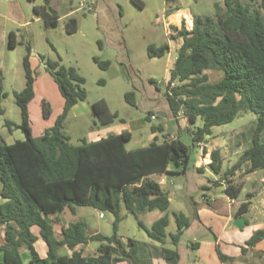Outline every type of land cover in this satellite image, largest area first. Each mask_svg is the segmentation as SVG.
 Wrapping results in <instances>:
<instances>
[{"label": "trees", "instance_id": "trees-1", "mask_svg": "<svg viewBox=\"0 0 264 264\" xmlns=\"http://www.w3.org/2000/svg\"><path fill=\"white\" fill-rule=\"evenodd\" d=\"M254 1L241 4L240 0H223L222 5H215L214 17L194 16L191 31L185 27L178 31L182 44L169 71L163 96L173 116L177 117L178 112L183 111L187 123L194 128L187 137L189 144L180 136L167 139L168 135H163L161 143L154 139L146 147L127 150L131 133L123 131L94 142L82 139L78 146H73L63 131V124L72 107L86 100L84 79L74 68L50 60L45 64L64 104L54 124L38 141L35 140L29 125L28 108L35 95V78L29 62L30 49H27L23 58L25 86L22 91L13 92L21 123L8 120L4 123L9 132L22 130L25 138L6 144L0 136V227H4L5 234V244L0 247V264H152L154 257L164 259L167 264L178 263L175 247L190 221L184 213L174 212L176 232L169 235L173 248L163 246L170 224L167 213L170 203L168 192L152 177L164 173L184 174L194 169L188 166L193 146L206 142L214 127L232 123L240 112L256 116L250 130L249 147L220 180H208V183L217 188L224 180L222 192L233 199L239 196L242 184L227 180L229 176L241 169L245 174L264 169V0L258 5ZM132 2L142 7L139 0ZM180 9L168 10V14ZM32 10L47 28L57 27L59 17L51 10L49 0H43ZM65 31L67 34L76 32L74 19L66 22ZM15 46L16 35L10 32L8 47L14 49ZM167 48V45H150L147 56L161 58ZM93 61L101 70L110 66L109 61L96 57ZM210 70L223 72V77L210 82ZM5 97V93L0 94V104L1 98ZM125 100L130 106H136L133 92L127 93ZM91 111L102 126L118 119V114L110 112L103 99L93 102ZM4 112L0 107V116ZM50 114L49 103L43 101V118L48 119ZM151 115L146 118L148 122ZM150 131L164 133L160 125L151 126ZM221 159L219 150L210 153L207 168L215 175L222 171ZM169 165L178 171L168 170ZM195 171L205 172L203 167ZM211 187L203 185L201 191L205 193ZM76 207L110 212L114 217L113 234H87L86 223L78 221L62 229L63 239L57 241L48 216L59 214L65 208L74 213ZM122 207L152 242L161 245L158 251L152 245L140 244L134 239L124 242L118 237V225L123 220ZM248 207L249 203L242 204L238 214L245 213ZM152 211L163 215L147 227L139 217ZM32 227L39 228V236L47 247L45 257H40L34 247L37 237L32 233ZM262 240L264 229L255 231L246 246L251 249ZM92 242L98 243L97 247L92 254H85V247ZM23 244L30 254L28 262L23 261L19 252ZM64 246L70 255L58 254ZM195 246L192 245V249Z\"/></svg>", "mask_w": 264, "mask_h": 264}, {"label": "rangeland", "instance_id": "rangeland-1", "mask_svg": "<svg viewBox=\"0 0 264 264\" xmlns=\"http://www.w3.org/2000/svg\"><path fill=\"white\" fill-rule=\"evenodd\" d=\"M115 1L121 9L120 32L131 51L132 63L139 73L140 79L151 82L156 87L157 92L161 94L163 100V95L166 91L165 80L168 77L166 58H155L152 61L147 58L148 46L160 47L166 45L169 40V37L165 36L163 12L169 7H187L192 13V18L194 16L214 17L215 5H222L223 0H171L168 2L166 0H139L142 3V7L134 4L132 0ZM259 1L255 0L254 3L258 5ZM70 2H72V5H70ZM81 2H84V0H60L58 16H62L63 11L61 10L63 9L73 13L68 18L61 17L56 28H47L40 20L30 23L26 28H20L10 21L1 24L0 94H6L5 98H1L0 104V107L5 111L0 116V136L3 141L6 144H11L16 140L25 138L22 130L13 129L12 132H9L4 123L6 120L18 125L21 123L20 109L16 105L13 92H20L25 86L23 58L27 55L28 48L30 49L29 57L32 59L36 78L35 95L29 105V125L35 140L38 141L42 137L44 130L53 125L63 108L62 96L49 71L42 66V63L47 60L58 62L66 68H74L84 79L83 87L87 94L85 101L90 113L75 117L73 115L76 112H73V114L67 116L63 124V131L70 137V144L73 146H78L82 139H90L93 133L104 129L105 126L99 123L91 111V104L99 99L106 101L110 112L118 114V119L113 122L114 127L128 130L124 124L131 126L133 138L126 144L127 150L147 145L149 142L148 138L151 135L150 127L153 125L164 126V133L178 134L179 127L175 122L170 121L167 123L161 117H156L149 122L146 120L148 115H146L141 105L143 94L138 86L139 80L132 76L127 66L121 67L114 61V56L115 54L117 55V48L112 46L108 49L105 48L107 35L98 27L94 13L90 14L77 10ZM240 2L245 4L248 0H240ZM6 6V0H0V12L5 16H9ZM21 7L28 21L36 18L27 0H21ZM262 18L264 20V12L262 13ZM69 19L76 21V32L73 34H67L65 31V24ZM187 19L188 26L191 27L193 19L189 15H187ZM11 31L16 35V46L14 49L8 47V34ZM170 46L173 47L174 45L170 43ZM35 55L44 58V61H40ZM94 57L101 61L111 59L114 63L112 71L115 69L117 75L111 77V73L99 69L93 61ZM208 74L210 82H216L223 77V72L221 71L210 70ZM151 79L154 81H150ZM131 92L134 93L135 107L130 106L125 100V95ZM43 101L48 102L51 108V114L48 119H44L42 116ZM255 119L256 116L250 112H240L232 123L212 129L214 137L218 134V137L223 136L226 139L227 145L223 150V156L225 159L229 158L231 164L237 161L241 153L249 147L250 130L254 125ZM181 121L180 124L182 123ZM199 154L200 149L195 147L194 155L199 157ZM221 160V172H225L227 167H230V164L228 165L223 158ZM174 175H177L175 183L163 187L164 191H173L175 193V197L170 202L167 211L170 217V224L166 228V248H172L169 235L176 232L173 212L181 211L186 216H190L191 204L198 202L201 197V191L188 194L187 185L183 177L178 176L180 174ZM202 175L205 176L206 174ZM152 178L156 180L159 177L154 175ZM181 182H184V184L181 185ZM1 202L2 199L0 197ZM99 212L98 209L93 207H76L74 214L67 210V212L51 216V219L57 220V218L53 217L61 216V223L58 221L55 223L59 227L83 221L87 225V234L97 232L104 236H111L113 234L114 217L110 212L105 211V217L99 218ZM121 214L123 220L118 225L117 235L122 241L126 242L127 239H134L140 244L154 245L124 207H122ZM161 215V212L153 211L152 213L140 215L139 219L149 227L151 218L157 219ZM97 245L98 243L96 242L90 243L89 249L87 248L88 253H91L92 250L94 251ZM156 245L159 244L155 243ZM159 248H161V245L155 247L156 251ZM37 249L38 252L41 251V249ZM59 253L68 254L69 250L64 246L60 248ZM21 254L23 260L29 255V251L25 246L21 249Z\"/></svg>", "mask_w": 264, "mask_h": 264}, {"label": "crops", "instance_id": "crops-1", "mask_svg": "<svg viewBox=\"0 0 264 264\" xmlns=\"http://www.w3.org/2000/svg\"><path fill=\"white\" fill-rule=\"evenodd\" d=\"M6 2H7L6 11L9 16H5L4 14H2V12H0V28H1V24H5V22L7 21L12 22L13 24L17 25L20 28H26L29 26L30 23H33L34 21L37 20L42 21L40 18L36 17L35 15L34 16L36 18L34 20L30 19L28 21L25 18L23 9L21 7V0H6ZM28 2L33 9V6L41 5L43 3V0H33L32 2L30 1ZM59 2L60 0H49L51 10L55 12L57 16H58V12L60 11ZM70 5H72V2H70ZM174 8H178V7H169L163 12L165 36L169 37V40L166 44L168 47L166 54L158 59H162L164 57L166 58V67H168V77L165 80V84L169 78V71L174 65V59H176L177 57V51L180 45L182 44V38L178 36V31L181 29V26L184 25L183 18L184 17L187 18V15H189L191 19H193L192 13L187 7L181 8L180 10L172 14H168V10H172ZM120 10L121 9L119 8L115 0H95L94 17L96 19V23L98 27L101 30H103L107 35V45L105 48L108 49L110 46L117 48V55L115 54L114 61H116V63H118L121 67L127 66L129 68V71H131L132 76L135 79L139 80L138 86L140 87V90L143 94L142 97L143 101L141 105L144 111L146 112V115L152 114L151 116H155L156 118V117H160L158 116V113H162L165 116V118L163 117L161 118L165 122L167 123L170 121L175 122L179 127L178 134L170 133V132H165L163 134L151 133V135L148 138L149 141L148 144L142 147L148 146L152 141H154V139H156V143H161L163 135H168L167 139H170L172 137L176 138L177 136H180L186 143L189 144L187 137L194 128L187 123V120L185 118L180 119L174 117L168 103L166 102L165 99H163L164 101L162 100L161 94L157 92L156 87L153 86L151 82H148L145 79L144 80L140 79L139 73L137 72V70L134 67V64L132 63L131 51L126 45L120 32L121 19H122ZM61 11H63L61 17L64 18L70 17V15L73 13L65 9ZM174 16H177L175 20L173 19ZM61 17H59V20ZM192 26H193V20L191 27ZM172 27H175V29H173ZM170 43L174 45L173 46L174 48L170 46ZM147 58L149 59V61L155 59V58H149L148 56ZM107 61L110 62V66L106 71L111 73V77L116 76L117 73L115 69H113L112 71V68L114 67L113 66L114 63L112 62L111 59H107ZM29 62L31 69L33 70L32 59L30 57H29ZM34 78H35V73H34ZM150 81H154V80L151 79ZM35 83H36V78L34 82V89H35ZM63 104H64V100H63ZM73 112H76L73 115L75 117L84 116L90 113V109L88 105H86V101H82L74 105L69 114H73ZM29 118H30V110H29ZM180 121L182 122L181 124ZM124 125L125 127H127L126 129L128 130H122L121 128H116L114 127L113 123H111L110 125L105 126L104 129L100 131L98 130L97 132L93 133L90 136V139H86V138L85 139L88 142H94L110 134H119L123 131L130 132L132 139L133 132L131 130L132 129L131 126L129 124H124ZM162 127L165 131L164 126ZM211 137L210 139L208 138L206 142L200 143L201 146H197V144L193 146L192 155H194L195 147H198L200 149L199 157L194 155L195 160H194V165L192 166L194 167V169H191L184 174L178 175L180 177H183L184 182L187 185L188 194H194L201 191V187L203 185H208L209 187H211L210 184L208 183V180L218 181L224 176L226 171L221 172L220 175H215L212 172H210V170L207 168V164H209L211 161L210 153L212 151L219 150L221 154V158H223V160H225V162L228 163V165L230 164V167L234 163H236L235 161L233 164H231L229 158L225 159V157L223 156V150L227 145L226 139L223 136L218 137V134L214 137L213 132ZM199 167L204 168L205 171L204 174H206L205 176L207 177L195 171V169ZM230 167H227V169H229ZM168 170L178 171V168L169 165ZM158 177L159 178L156 179L158 182L161 180L164 181L163 184H160L162 189L164 190L163 188L164 186L168 184L173 185L175 183L176 181L175 177H177V175L164 173L158 175ZM228 179L241 182L242 184L241 192L237 198L231 199L222 192L223 189L225 188V183H226L225 182L224 184L220 183V187L217 188L211 187L210 190L206 191L205 193L201 191L200 200L198 202H195L194 204H191L192 206L190 208V216H187L190 221L189 226L183 231V233L179 238L178 244L175 247L179 256L177 264H264V240L258 242L251 249H249L246 246V241L251 237V235L255 231L264 229V169L256 170L247 174H245L243 172V169H241L236 171L232 176H229L227 180ZM184 182L183 183L181 182V185H183ZM166 192H168V199L170 203L172 199L175 197V193L173 191L171 192L166 191ZM245 203H249V207L245 213L239 215L238 214L239 209L241 205ZM67 210L71 212L68 208H65L61 213L67 212ZM152 212H148V213H152ZM102 214L104 215V213ZM56 215L57 214L49 215L48 218L52 222L55 239L57 241H61L63 239L62 229L66 228L69 224L67 226H60V227L55 225L56 221L61 223V216L53 217V218H57V220L51 219L52 218L51 216H56ZM104 217L105 216H103L102 218ZM237 218H242L244 220L243 228H237L236 226L233 225L234 221ZM157 219L151 218V220L149 221L150 225ZM31 231L37 237V241L34 244L37 253L39 254L40 257H45L47 252V247L39 236V228L32 227ZM4 244H5L4 227H0V247L3 246ZM165 245L166 244L164 243L163 246L165 247ZM192 245H196L195 249H192ZM24 246L26 247L25 244L20 246L19 248L20 254H21V249ZM152 246L156 247L159 245L155 246L154 243V245ZM170 246L173 248L171 242H170ZM37 248L41 249V251L38 252ZM87 248L89 249V244L85 247L84 250L85 254L88 253ZM77 249H80V247H78ZM242 249H247V251L244 252L242 251ZM59 250H58V254H60ZM93 252L94 251L92 250L91 253ZM60 255H70V251L68 254H60ZM221 255L224 256L225 259H222ZM29 259H30V254L26 256V259L23 261L28 262ZM151 263L167 264V262L160 257L152 258ZM118 264H128V263L122 262Z\"/></svg>", "mask_w": 264, "mask_h": 264}, {"label": "built area", "instance_id": "built-area-1", "mask_svg": "<svg viewBox=\"0 0 264 264\" xmlns=\"http://www.w3.org/2000/svg\"><path fill=\"white\" fill-rule=\"evenodd\" d=\"M94 8H95V0H84V2L79 3L77 10L80 11H85L86 13H94ZM184 20V25L183 27H185L186 30L191 31L192 27L188 26V19L186 17L183 18ZM176 59H174V63H175ZM177 118L180 119H184V114L183 111H179L177 114ZM151 119H155V116H151ZM197 146H201L200 143L197 144ZM163 180L159 181V184H163ZM224 180L221 181L222 184H224ZM104 215L102 213L99 214V217L102 218Z\"/></svg>", "mask_w": 264, "mask_h": 264}, {"label": "water", "instance_id": "water-1", "mask_svg": "<svg viewBox=\"0 0 264 264\" xmlns=\"http://www.w3.org/2000/svg\"><path fill=\"white\" fill-rule=\"evenodd\" d=\"M40 61H42V58H40L39 56L35 55ZM43 67L47 68V65L45 63H42ZM158 116L165 118V116L162 113H158ZM194 160H195V156L191 155L189 158V168H191L194 165ZM234 226H236L237 228H243L244 226V220L242 218H237L234 223Z\"/></svg>", "mask_w": 264, "mask_h": 264}, {"label": "bare ground", "instance_id": "bare-ground-1", "mask_svg": "<svg viewBox=\"0 0 264 264\" xmlns=\"http://www.w3.org/2000/svg\"><path fill=\"white\" fill-rule=\"evenodd\" d=\"M180 15H181V14H180ZM176 17H177V16H174L173 19L175 20ZM179 17H180V16H179Z\"/></svg>", "mask_w": 264, "mask_h": 264}]
</instances>
